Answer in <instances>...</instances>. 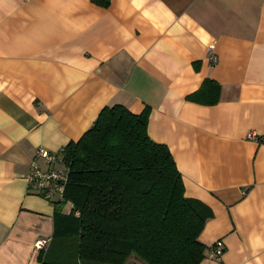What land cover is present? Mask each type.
Returning <instances> with one entry per match:
<instances>
[{
  "label": "crops",
  "instance_id": "0c3cea01",
  "mask_svg": "<svg viewBox=\"0 0 264 264\" xmlns=\"http://www.w3.org/2000/svg\"><path fill=\"white\" fill-rule=\"evenodd\" d=\"M204 79L213 105L187 100ZM114 104L150 107L149 138L209 209L199 264H264V0H0V264L52 244L54 204L27 190L36 151Z\"/></svg>",
  "mask_w": 264,
  "mask_h": 264
},
{
  "label": "trees",
  "instance_id": "16d2710c",
  "mask_svg": "<svg viewBox=\"0 0 264 264\" xmlns=\"http://www.w3.org/2000/svg\"><path fill=\"white\" fill-rule=\"evenodd\" d=\"M107 6L109 0H93ZM221 88L204 79L187 100L213 105ZM150 107L105 106L78 140L58 153L69 168L65 202L54 204L52 244L41 264H199L209 209L186 198L164 144L147 134ZM134 255V256H133ZM50 259V261H47ZM140 263V262H139Z\"/></svg>",
  "mask_w": 264,
  "mask_h": 264
},
{
  "label": "built area",
  "instance_id": "2783aa9c",
  "mask_svg": "<svg viewBox=\"0 0 264 264\" xmlns=\"http://www.w3.org/2000/svg\"><path fill=\"white\" fill-rule=\"evenodd\" d=\"M212 48L207 50V57L211 63L216 57L211 53ZM248 138H255L253 133L247 134ZM31 172L27 177V190L47 199L52 204L65 202V188L68 183L69 168L62 160L61 154L39 148L30 163ZM49 240L39 239L34 243L37 250L45 251ZM222 249L218 244L211 246V255L218 257Z\"/></svg>",
  "mask_w": 264,
  "mask_h": 264
},
{
  "label": "rangeland",
  "instance_id": "374dc122",
  "mask_svg": "<svg viewBox=\"0 0 264 264\" xmlns=\"http://www.w3.org/2000/svg\"><path fill=\"white\" fill-rule=\"evenodd\" d=\"M64 204H66L65 206H64V211H68L69 210V203L68 202H65ZM134 256V255H133ZM138 260H139V262L138 263H136V262H133L132 260H128L127 261V263L126 264H146L144 261H142L141 259H139L138 258ZM47 261H50V259H48Z\"/></svg>",
  "mask_w": 264,
  "mask_h": 264
}]
</instances>
